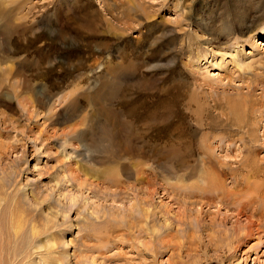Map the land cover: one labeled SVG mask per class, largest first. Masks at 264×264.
I'll use <instances>...</instances> for the list:
<instances>
[{
  "label": "rangeland",
  "instance_id": "1",
  "mask_svg": "<svg viewBox=\"0 0 264 264\" xmlns=\"http://www.w3.org/2000/svg\"><path fill=\"white\" fill-rule=\"evenodd\" d=\"M263 31L264 0H0V264H264Z\"/></svg>",
  "mask_w": 264,
  "mask_h": 264
},
{
  "label": "bare ground",
  "instance_id": "2",
  "mask_svg": "<svg viewBox=\"0 0 264 264\" xmlns=\"http://www.w3.org/2000/svg\"><path fill=\"white\" fill-rule=\"evenodd\" d=\"M148 5V4H147ZM245 6V5H244ZM168 7V6H167ZM254 5H253V3H250L249 2V5L248 6H245V7H243V6H240V7H238L239 8V10H240V8H241V10L243 11L244 10V8H246L247 10H248V12H242V11H240V16H241V18H244V17H247V19H250L251 18V13H252V11L254 10ZM249 9H251V10H249ZM252 18H253V16H252ZM211 21V20H210ZM241 21H243V20H241ZM205 26V25H204ZM217 26V25H216ZM216 26H214L213 24H212V22L211 23H208V24H206V26H205V28H206V30L208 31L207 32V35H208V37H210V38H208V39H210L211 41H219L222 37H224L225 35H227V36H230V35H232L233 34V29H234V27H232V25H225L224 27H222V28H217ZM242 29V28H241ZM205 30V29H204ZM205 30V31H206ZM204 31V32H205ZM242 31V30H241ZM240 33V32H239ZM242 33V32H241ZM261 34V36L262 37H264V31L262 32V33H260ZM251 38H253V36L251 35L250 36ZM227 39V38H226ZM205 40V39H204ZM206 41H207V39H206ZM205 41V42H206ZM210 43V42H209ZM212 50H215V49H212ZM214 52V51H213ZM3 73H4V71H3ZM7 73H9V75L10 76H13L14 75V72H12V70H11V68H8V70H6V74ZM7 76V75H6ZM5 76V77H6ZM7 93V92H6ZM38 99H39V97H38ZM126 139V138H125ZM86 145H88V144H83V146L85 147ZM154 162H156L157 164H156V166L157 167H160V168H162V167H164V168H168L169 170H172L173 171V166L172 165H168V160H162V159H154ZM214 168V167H213ZM212 168V169H213ZM240 168V167H239ZM211 169V168H210ZM234 168H232V170L231 171H234V175L237 177V173L239 172L238 170V172L235 174V170H233ZM249 169V168H248ZM253 169H255L256 170V168H253ZM259 169H260V167H259ZM161 170V169H160ZM215 170V169H214ZM220 170V169H219ZM251 170H252V168H251ZM221 171V170H220ZM218 172V171H217ZM249 172H250V170H249ZM213 174H214V172H212ZM211 173V174H212ZM216 173V172H215ZM219 173V172H218ZM231 173V172H230ZM251 173V172H250ZM221 174V173H220ZM233 174V173H232ZM258 174V173H257ZM217 176H215V174L214 175H212V179H210L211 178V175H209V180L210 181H208L207 182V184L209 183V185L208 186H201L200 187V189L199 190H204V191H202L203 192V196L206 194H204V192H205V188H209V189H212L213 188V192L214 191H216V193L215 194H217V192H219L220 190L222 191V189H223V186H222V189H221V187H220V190H218L217 191V189L216 188H218V187H216L215 188V186H221V183H219L220 181H221V178H218V180H217V178L216 177H219V175L218 174H216ZM232 177V176H231ZM235 177V178H236ZM241 177V176H240ZM207 178V177H206ZM223 178V177H222ZM232 179H233V177H232ZM220 180V181H219ZM242 180V179H241ZM204 181V180H203ZM205 181H207V180H205ZM223 182V181H222ZM205 184H206V182H204ZM206 184V185H207ZM215 185V186H214ZM222 185H224V184H222ZM237 185V184H236ZM235 185V186H236ZM225 186V185H224ZM249 187V186H248ZM199 188V187H198ZM197 188V189H198ZM219 189V188H218ZM225 189V188H224ZM223 189V190H224ZM235 189V188H234ZM229 191L230 193H231V189H225V191ZM231 190V191H230ZM193 191V190H192ZM200 191V192H201ZM209 191L210 192H212L211 190H206V192H208L209 193ZM225 191H222V192H225ZM226 191V193H228ZM148 192H149V190H148ZM199 192V193H200ZM212 192V193H213ZM221 192V193H222ZM236 192V191H235ZM150 193V192H149ZM226 194L228 197L226 198L225 197V194H224V196L222 195L221 196V199H222V197H223V199H226V200H223V201H227L228 199V201L230 202L231 201V203H234V205H235V203L237 202L238 204H237V206H235L236 207V210L234 211L235 213V215L236 216H244L245 217V221H246V226L247 227H249L250 225H252L253 223H254V220L252 219V215H253V212L256 210H252L251 211V214H247L246 212H245V209L246 208H248V206L247 205H249L250 203H252L253 201H256V199L254 200L253 198H250V199H248V201H245L246 200V197H244V196H242L241 194H239V192H238V190H237V192L236 193H238V194H233L234 193V190L232 191V195L231 194ZM250 193V192H249ZM258 193V192H257ZM194 194V193H193ZM215 194L213 193V195H214V197L216 198L217 196H215ZM191 196H192V194H190ZM201 195V194H200ZM212 194H210L209 196L210 197H212L211 196ZM218 195H219V193H218ZM230 195H231V197H230ZM206 196H207V198H208V195L206 194ZM205 196V197H206ZM251 197V196H250ZM206 198V199H207ZM211 199H214V198H211ZM252 199H253V201H252ZM218 201L220 200V197H219V199H217ZM222 200H220V201H222ZM183 202V201H182ZM186 202V201H185ZM184 202V203H185ZM228 203V202H227ZM264 203V202H263ZM186 204V203H185ZM231 205H233V204H231ZM258 210V209H257ZM256 210V211H257ZM261 211V210H260ZM261 215H263V213H261ZM261 217V216H260ZM225 218V217H224ZM254 219H256V217L254 218ZM237 220V219H236ZM15 221H16V219H15ZM201 221V220H200ZM234 223H237V222H234ZM239 223V222H238ZM1 225H2V223H0ZM21 223H20V220H19V218H18V221H17V223H16V226L18 227L19 225H20ZM261 224H263L262 222H261ZM238 225V224H237ZM236 225V226H237ZM2 227V226H1ZM0 227V228H1ZM5 228H6V225H5ZM259 228V227H258ZM8 229V228H7ZM3 230V229H0V230H2V232L4 231V232H6L5 234H4V236H6L7 237V235H8V230ZM245 229V228H244ZM1 232V231H0ZM2 234V233H1ZM0 234V237L2 236ZM243 235V234H242ZM9 236V235H8ZM240 237V236H239ZM2 238H4L3 236H2ZM8 239V238H7ZM7 239L5 238V240H3V239H1L0 238V258H7V253L9 252V250H8V247L7 246H9L8 244H10L11 245V243H6L7 242ZM6 241V242H5ZM9 241L11 242V240L9 239ZM8 241V242H9ZM10 247V246H9ZM9 257H10V254H9ZM11 257H12V255H11ZM13 258V257H12ZM11 259V258H10ZM22 259V258H21ZM21 259L20 260H18V258H17V260L18 261H21ZM12 261V260H11ZM13 261H16V260H13ZM11 263V262H10ZM17 263V262H16ZM15 263V264H16ZM5 264V263H4ZM7 264V263H6ZM9 264V263H8ZM13 264V263H12Z\"/></svg>",
  "mask_w": 264,
  "mask_h": 264
}]
</instances>
